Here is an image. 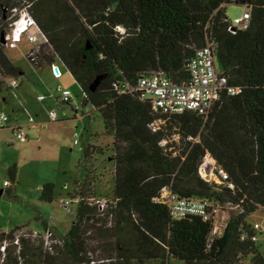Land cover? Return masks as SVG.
<instances>
[{"label":"trees","instance_id":"trees-1","mask_svg":"<svg viewBox=\"0 0 264 264\" xmlns=\"http://www.w3.org/2000/svg\"><path fill=\"white\" fill-rule=\"evenodd\" d=\"M228 4L249 11L245 27L234 32ZM24 7L111 138L112 186L102 198L79 191L54 254L24 243L23 264H88L89 253L102 264H264L246 222L254 211L264 213V0H0V37L14 19L12 10ZM206 44L228 86L238 91L221 93L204 115L159 117L142 93L127 91L156 71L173 83L187 82V64ZM21 75L0 40V92ZM205 153L225 181L200 177ZM7 174L12 182L15 168ZM162 189L227 208L220 233L211 234L212 219H173L157 200ZM52 198L53 186H42L40 200ZM98 199L105 200L102 208L93 202ZM36 217L45 228L47 221ZM14 230L0 232V241Z\"/></svg>","mask_w":264,"mask_h":264},{"label":"rangeland","instance_id":"rangeland-1","mask_svg":"<svg viewBox=\"0 0 264 264\" xmlns=\"http://www.w3.org/2000/svg\"><path fill=\"white\" fill-rule=\"evenodd\" d=\"M224 10L227 20L232 21L242 15L243 7L228 4ZM28 44L20 42L14 49L3 46L6 55L23 75L17 86L0 92V116L7 118L6 124L13 120L30 124L24 128L27 138L24 142L17 140L6 125L0 128V190L11 191L10 196L0 195V232L23 229L41 233L43 227L36 217L40 216L61 239L75 211V202L63 207L62 201L75 199L79 191L81 195L99 198L110 194L111 138L105 134L98 113L89 104H82L79 86L60 62L55 61L62 71L61 78H54L49 72L39 73L24 58ZM42 54L46 62L55 58L47 44L42 46ZM59 88L70 91V103L63 108L57 107L53 98V95H59ZM37 94L43 95L41 102L36 100ZM16 107L20 111L16 112ZM49 110L56 113V120L48 118ZM75 133L77 137H74ZM85 149H88L87 158L84 157ZM9 167L15 168L12 182L7 174ZM209 179L216 182L212 176ZM46 184L53 186L51 202L40 200L41 187ZM227 216V208L216 215L213 225L219 231ZM246 222L255 226V244L264 255V213L256 210ZM169 264L180 262L170 260Z\"/></svg>","mask_w":264,"mask_h":264},{"label":"built area","instance_id":"built-area-1","mask_svg":"<svg viewBox=\"0 0 264 264\" xmlns=\"http://www.w3.org/2000/svg\"><path fill=\"white\" fill-rule=\"evenodd\" d=\"M12 16L14 19L9 24V29L3 35L2 45L8 49H14L24 39L31 45V48L24 53V58L35 69L40 68L42 46L47 44L46 38L37 27L33 18L27 13L25 7L19 11L12 10ZM248 20L249 11L243 9L240 17L229 21V30L234 32L237 28L245 27ZM117 30L122 32L120 27H117ZM56 60L58 61L55 57L54 61ZM54 61L49 65L50 72L54 78H60L62 71ZM60 64L62 65L61 62ZM187 71L189 74L187 82L173 83L162 72L156 71L140 76L134 86H127L126 89L128 92L142 93L143 97L148 100L152 113L159 117L178 115L185 111H193L199 115H204L218 100L221 93L233 95L238 91L237 88L228 86L225 76L220 74L214 60L213 46L210 44H206L196 50L193 58L187 64ZM17 84V79L9 81L11 88L17 86ZM59 89V95L55 98L56 103H70V91ZM43 98L41 94L37 96L39 102ZM48 118L54 121L57 115L53 110H50L48 111ZM6 120L5 116H0V127L4 126ZM160 123V119L154 121V125L156 126ZM12 134L20 142L26 141V134L22 127L14 126ZM74 137H77L76 133ZM74 143L76 144L77 141L75 140ZM207 167L208 170L206 171L205 168ZM198 173L205 181H213L209 179V176L214 177L218 183L227 179V175L223 169L215 163L208 153H205L199 165ZM3 185L7 187L6 182ZM227 186L231 187V184L227 183ZM157 200L167 206L169 215L173 219L194 215L204 221L212 219L214 222L216 215L220 211L217 206L207 200L179 198L167 189L160 191ZM72 201L76 205L77 198L62 201L61 205L67 207ZM93 202L99 204V207L102 208L105 200L98 199L93 200ZM252 229L254 231L255 226H252ZM218 231V228L213 225L211 234H219L220 231ZM250 239L255 241V234ZM24 243L30 245L38 244L43 253L53 255L54 249L61 244V239L48 223L41 233L34 230L15 229L9 237L6 236L0 241V264H7L10 258H15L17 264H23L24 258L20 255L23 251ZM104 262L105 260L96 259L90 253L88 254V264H102Z\"/></svg>","mask_w":264,"mask_h":264},{"label":"crops","instance_id":"crops-1","mask_svg":"<svg viewBox=\"0 0 264 264\" xmlns=\"http://www.w3.org/2000/svg\"><path fill=\"white\" fill-rule=\"evenodd\" d=\"M25 40L23 39L22 41H21V43L22 42H24ZM29 45V44H28ZM31 48V45H29V46H27V50L28 49H30ZM27 50H25V52L27 51ZM43 54H42V52H41V58H42V60H41V66H40V68H37V69H35V70H37L39 73H41V74H48V72H49V74H51V72H50V68H49V65L54 61V59H52V60H50V62H46V58H44V56H42ZM11 60V59H10ZM55 62V61H54ZM66 71V70H65ZM50 76H52V74L50 75ZM53 77V76H52ZM60 78H61V76H60ZM39 94H37V96H38ZM36 96V97H37ZM55 97H56V95H53V98L55 99ZM37 100V99H36ZM56 102V101H55ZM75 110V109H74ZM17 111H20V109H18L17 107H16V112ZM50 111V110H49ZM30 123H28V122H20L19 120H13L10 124H6V122H5V124L4 125H6L7 127H9L10 128V130H11V134H12V128L14 127V126H17V127H22L23 129L25 128V127H28V125H29ZM0 128H3V127H0ZM24 131H25V129H24ZM25 134H26V131H25ZM13 135V134H12ZM27 139V138H26ZM4 183V182H3ZM224 224H225V222H224ZM224 226V225H223ZM55 233H57V231H55Z\"/></svg>","mask_w":264,"mask_h":264},{"label":"water","instance_id":"water-1","mask_svg":"<svg viewBox=\"0 0 264 264\" xmlns=\"http://www.w3.org/2000/svg\"><path fill=\"white\" fill-rule=\"evenodd\" d=\"M0 40H1V43H3V35L0 37ZM55 71H56V69H55ZM98 79L99 78H96L94 81H93V83L90 85V89L93 91L94 90V88L96 87V85H97V83H98ZM0 194H1V191H0Z\"/></svg>","mask_w":264,"mask_h":264}]
</instances>
